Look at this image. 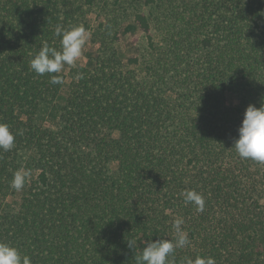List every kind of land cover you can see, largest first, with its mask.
I'll return each instance as SVG.
<instances>
[{
	"label": "trees",
	"instance_id": "obj_1",
	"mask_svg": "<svg viewBox=\"0 0 264 264\" xmlns=\"http://www.w3.org/2000/svg\"><path fill=\"white\" fill-rule=\"evenodd\" d=\"M58 24L82 26L94 53L54 85L30 60L45 42L60 49ZM262 98L264 0H0V123L15 136L0 198L30 172L16 207L0 200V242L31 264H136L141 242L172 239L180 218L191 244L174 264H264V163L232 148Z\"/></svg>",
	"mask_w": 264,
	"mask_h": 264
},
{
	"label": "clouds",
	"instance_id": "obj_2",
	"mask_svg": "<svg viewBox=\"0 0 264 264\" xmlns=\"http://www.w3.org/2000/svg\"><path fill=\"white\" fill-rule=\"evenodd\" d=\"M54 35L60 38V49L50 47L46 42L30 60V69L37 75L48 74L51 84H62L63 79L60 73L65 66L76 65L77 60L82 56V51L87 40V32L82 26L64 28L57 25ZM77 78H83L78 73ZM15 136L10 131L9 125L0 123V149L9 151L14 147ZM240 158L251 159L264 163V98L260 107L249 104L244 112L241 125L238 128V138L235 139L233 147ZM30 175L29 171L18 170L14 173L10 187L20 191ZM186 205H193L197 211L204 210L205 200L202 194L195 190L186 189L181 192ZM180 218L172 222L174 236L172 239H156L141 242L144 246L136 254V264H174V253L176 249H183L190 246L191 241L181 225ZM127 246L136 252L137 241L127 240ZM0 264H31V258L22 255L20 251L5 242H0ZM181 264H215L212 257L197 255L194 259L185 257Z\"/></svg>",
	"mask_w": 264,
	"mask_h": 264
},
{
	"label": "rangeland",
	"instance_id": "obj_3",
	"mask_svg": "<svg viewBox=\"0 0 264 264\" xmlns=\"http://www.w3.org/2000/svg\"><path fill=\"white\" fill-rule=\"evenodd\" d=\"M88 19L90 20V23L92 25H97L99 23V21H101L103 19L102 15H98L96 13H91L88 15ZM87 32V40L86 43L84 45L83 51H82V56L77 60V63H80L82 65H85L88 61L89 56L94 53V49L92 47L91 44V40H90V33L88 31ZM134 32L135 36L138 37L141 32L140 30L136 29L134 31H132V33ZM132 33H127V34H121L120 38L118 40V48L120 51V54L122 55L123 59L126 61L127 57H131L134 55L133 52V48H131V46H129V41L132 38ZM69 70H70V66H65L64 70L62 71L65 75H66V81L70 82V76H69ZM228 99H229V103L230 104H234L236 102V98L231 95L228 94L227 95ZM28 181H29V176L27 177ZM25 182L24 187L20 190V191H16L15 189L13 190V192L7 196L1 197L0 200L3 202L5 208H14L17 206L18 202L20 201V199L22 198V196L26 193V188H27V184L29 182ZM263 205H264V200L262 201Z\"/></svg>",
	"mask_w": 264,
	"mask_h": 264
}]
</instances>
